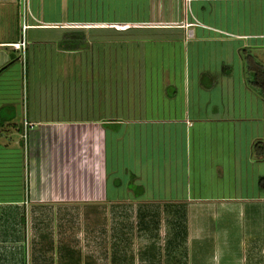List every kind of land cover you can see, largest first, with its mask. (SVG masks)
I'll list each match as a JSON object with an SVG mask.
<instances>
[{
    "label": "crops",
    "instance_id": "1",
    "mask_svg": "<svg viewBox=\"0 0 264 264\" xmlns=\"http://www.w3.org/2000/svg\"><path fill=\"white\" fill-rule=\"evenodd\" d=\"M20 1L0 0V264L43 262L61 224L63 264H264V0ZM89 205L104 219L54 217Z\"/></svg>",
    "mask_w": 264,
    "mask_h": 264
},
{
    "label": "rangeland",
    "instance_id": "2",
    "mask_svg": "<svg viewBox=\"0 0 264 264\" xmlns=\"http://www.w3.org/2000/svg\"><path fill=\"white\" fill-rule=\"evenodd\" d=\"M169 93L171 94V91H169ZM97 214V216H96ZM101 214L99 213H94V209L92 206H87V207H80L78 209V211H72L69 213H65V214H57L54 215L55 218H57V220H70V221H74V220H82V221H92L94 219V217H96L97 219H100ZM104 214H102L101 219H104ZM54 219V218H53ZM52 219V220H53ZM55 221V219H54ZM49 231L53 232L50 235H47ZM69 231V230H68ZM76 231V230H75ZM43 237L42 238H38L35 241V244L38 247H43V248H48V250L45 251V257L46 259H44L43 262L38 261L39 259H37V257L32 261V264H63V252L64 250H62V243L63 242V234L65 235L67 230L63 227L62 228V224L61 225H55L54 229L51 230H43ZM46 233V234H45ZM72 238V237H71ZM40 258V254L38 255ZM79 256V255H78ZM72 258V257H71ZM76 259V258H74ZM83 261L81 260V258H77V260L72 261L71 264H81ZM87 264H91L88 260H87Z\"/></svg>",
    "mask_w": 264,
    "mask_h": 264
},
{
    "label": "trees",
    "instance_id": "3",
    "mask_svg": "<svg viewBox=\"0 0 264 264\" xmlns=\"http://www.w3.org/2000/svg\"><path fill=\"white\" fill-rule=\"evenodd\" d=\"M66 43V42H64ZM76 44V37L75 38H70L69 42L65 44L66 46H72ZM7 66L3 67L0 72L5 70ZM251 73L253 75L254 83L257 87H259L264 94V69L261 68H256V69H251Z\"/></svg>",
    "mask_w": 264,
    "mask_h": 264
},
{
    "label": "built area",
    "instance_id": "4",
    "mask_svg": "<svg viewBox=\"0 0 264 264\" xmlns=\"http://www.w3.org/2000/svg\"><path fill=\"white\" fill-rule=\"evenodd\" d=\"M20 5L22 6L23 12L25 13L29 9L28 0H21ZM28 28V25L23 21L22 29L25 31V29ZM15 48L22 52V54H25L26 50V40L25 37H23V40L14 44Z\"/></svg>",
    "mask_w": 264,
    "mask_h": 264
}]
</instances>
